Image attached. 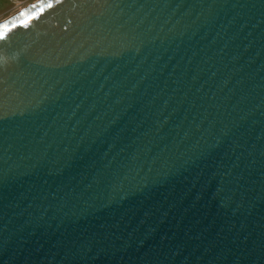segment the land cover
<instances>
[{
  "label": "water",
  "instance_id": "1",
  "mask_svg": "<svg viewBox=\"0 0 264 264\" xmlns=\"http://www.w3.org/2000/svg\"><path fill=\"white\" fill-rule=\"evenodd\" d=\"M0 25V264H264V0Z\"/></svg>",
  "mask_w": 264,
  "mask_h": 264
},
{
  "label": "rangeland",
  "instance_id": "2",
  "mask_svg": "<svg viewBox=\"0 0 264 264\" xmlns=\"http://www.w3.org/2000/svg\"><path fill=\"white\" fill-rule=\"evenodd\" d=\"M38 0H21V3L19 4H13L8 2V0H0V9L1 7H8L7 11L5 13H3L2 15H0V22L4 19H6L7 17L15 14L16 12L20 11L21 9L25 8L26 6H28L31 3H34Z\"/></svg>",
  "mask_w": 264,
  "mask_h": 264
},
{
  "label": "snow or ice",
  "instance_id": "3",
  "mask_svg": "<svg viewBox=\"0 0 264 264\" xmlns=\"http://www.w3.org/2000/svg\"><path fill=\"white\" fill-rule=\"evenodd\" d=\"M21 15H24L23 13ZM16 25L13 24L12 27H15ZM24 26H27L26 24ZM5 26L0 25V40H3L6 38V32H5Z\"/></svg>",
  "mask_w": 264,
  "mask_h": 264
},
{
  "label": "crops",
  "instance_id": "4",
  "mask_svg": "<svg viewBox=\"0 0 264 264\" xmlns=\"http://www.w3.org/2000/svg\"><path fill=\"white\" fill-rule=\"evenodd\" d=\"M8 2L13 3L11 0H8ZM7 8L8 7H3V8L1 7V9H0V15H2L3 13H5L7 11Z\"/></svg>",
  "mask_w": 264,
  "mask_h": 264
},
{
  "label": "built area",
  "instance_id": "5",
  "mask_svg": "<svg viewBox=\"0 0 264 264\" xmlns=\"http://www.w3.org/2000/svg\"><path fill=\"white\" fill-rule=\"evenodd\" d=\"M14 4H19L21 3V0H11Z\"/></svg>",
  "mask_w": 264,
  "mask_h": 264
}]
</instances>
